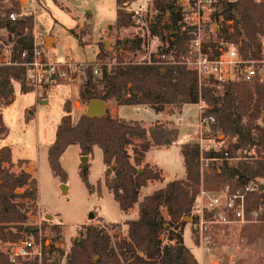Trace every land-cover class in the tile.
Returning a JSON list of instances; mask_svg holds the SVG:
<instances>
[{
	"label": "trees",
	"instance_id": "16d2710c",
	"mask_svg": "<svg viewBox=\"0 0 264 264\" xmlns=\"http://www.w3.org/2000/svg\"><path fill=\"white\" fill-rule=\"evenodd\" d=\"M134 0H117L116 24L129 28L135 24L133 13L126 4ZM12 7L4 16H0V27H6L10 40L14 41L12 64L0 63V140L9 135L5 124L2 106L13 100V81H22V90L26 86L24 75L33 50L32 16L16 21L8 19L10 11H18L20 0H11ZM224 21L216 31L217 37L241 46L247 56H259L261 38L264 37V0H221ZM159 14L169 15L170 24L157 16L149 22L152 35L160 40H169V49L184 52L189 36L178 32V22L182 18L181 0H154ZM171 34L167 36L166 28ZM72 33H75L71 29ZM76 35V34H75ZM121 48L130 52L141 49L142 39L137 35L119 41ZM27 57L22 58V52ZM122 52V51H120ZM99 55L105 56L100 52ZM94 64L87 72L80 92L83 103L92 99L114 100L118 105H145L161 112L166 105L197 104L204 101L209 106L205 115H213L215 122L212 131L217 136L223 134L228 146L219 151H208L206 157H222L229 151L234 157L238 148L254 150L251 158L238 160L224 159L219 166L209 162L203 173L200 170V150L196 144L184 143L181 152L184 157L186 177L169 181L164 187L147 194L139 200L140 190L149 181L163 179L160 169H154L146 163V153L153 146H169L176 141L179 129L167 128L159 122L146 128L141 121H126L107 113L101 117L80 115L73 121L70 99L64 103V114L56 129L55 140L48 149V161L52 172L62 182L68 180V173L61 164V157L69 146L77 144L80 154L93 156L96 146L102 149L103 162L114 171V177L107 180L114 198L124 212L139 204L137 219L127 221L129 241L120 243L117 250L112 246L111 235L97 226L90 225L86 236L76 241L68 258L70 264H201L190 247L184 241L185 217L192 214L201 188L216 191L226 185L230 191L243 188L252 180L264 179V83H230L219 89L214 81L199 83L195 71L184 65L161 66L155 63L117 61L115 64H101V74L94 73ZM2 103H4L2 105ZM150 129H153L150 131ZM134 139L140 141L133 147V155L128 146ZM235 139V141H234ZM12 147L5 144L0 149V239L14 240L20 231L26 229L27 211L25 203H17L16 197L37 199V179L24 172L16 174L4 163H13ZM248 156V155H247ZM133 158V161H132ZM22 162L19 159L18 164ZM81 176L90 189L88 167L81 165ZM29 182L22 193H16L19 187ZM264 203V188L255 189L248 195V204L257 208ZM166 207L169 218L163 213ZM197 219V217H195ZM16 228L15 231L13 229ZM38 229V227H28ZM162 235L168 242L163 243ZM242 236L253 243L264 238V222L245 225ZM98 259H95V257ZM0 264H11L8 256L0 251Z\"/></svg>",
	"mask_w": 264,
	"mask_h": 264
},
{
	"label": "rangeland",
	"instance_id": "374dc122",
	"mask_svg": "<svg viewBox=\"0 0 264 264\" xmlns=\"http://www.w3.org/2000/svg\"><path fill=\"white\" fill-rule=\"evenodd\" d=\"M25 2L26 0H20V7L16 12L32 9L29 7L30 4ZM138 5H143L147 9L143 17L134 13ZM11 7V0H0V16H4ZM126 8L133 13L135 22L129 28L116 24L117 0H38L37 13L32 17L36 16L34 19L45 31L46 38L56 37V43L52 41L48 48H45L47 59L66 64L76 63L86 68L94 63L101 66L104 62L112 65L117 61H140L144 50L137 52L123 50L119 41L132 39L138 35L144 45L141 28L150 31L149 20L157 18L158 15L164 23L170 24V13L156 12L154 0H134L128 2ZM222 23L219 17L213 19L210 24L213 38L217 36L216 27ZM71 29L75 33H72ZM165 33L167 36L171 34L170 26L166 28ZM148 43L154 47L153 58L157 52L169 48L168 38L162 41L152 36ZM100 52L105 53V56L99 55ZM84 78V74L80 76L74 73L71 79L45 78L42 82H35L30 80L28 75H24L26 86L31 90L23 91L22 81L14 80L13 100L2 106L5 124L10 130L5 141L12 147L13 159L16 160L11 166L6 162L4 165L20 176L27 172L31 174V178L37 179V199L16 197L14 200L19 204L25 203L27 211L25 225L42 230L47 245L45 264H70L68 258L75 242L86 236V229L90 225L109 233L112 246L119 250L120 243L124 240L129 241L127 221L137 219L139 216L138 202L126 212L120 209L113 191L107 185V180L114 177V171L103 162L100 147H95L93 156L89 155L86 165L92 186L90 189L82 180V155L77 144L69 146L61 157V164L68 173L66 182L55 176L50 167L48 149L55 140L56 129L64 114L65 101L67 99L71 101L74 122L86 111L87 104L83 103L80 96ZM200 102L185 104L182 107L166 105L161 111L164 116L145 105L119 107L118 117L123 120L145 121L150 127L159 122L167 128L179 129V135L172 145L153 147L150 152L149 158L163 170L155 164L150 166L162 170L164 175L163 179L149 181L142 187L139 200L147 191L145 187L156 188L160 181H170L184 175L185 162L181 146L184 143L195 144L197 141ZM114 103L117 104L116 101ZM111 105L107 106L110 113ZM137 107H141L139 112ZM111 114L117 116L115 111ZM162 117H165V120H157ZM184 135H188V138L186 139ZM218 138L222 145L228 146L229 141L223 134L218 135ZM139 143L138 139H134L128 146L131 155L133 147ZM3 145L5 142L0 140V149ZM19 159H22L20 164ZM215 163L220 166L222 161ZM145 164L146 158L140 167ZM185 177L186 173L182 179ZM258 182L264 184V179L259 178ZM62 184L67 185L66 191ZM28 186L29 182L17 190L22 193ZM200 207V203L194 206L192 212L194 219L190 216L184 218L187 222L184 226V241L201 264H264V238L253 243L243 238L242 229L248 224L234 227L216 225L209 233H201L197 228L198 218L195 219ZM162 210L169 218L166 207ZM91 213H94L93 218H90ZM15 230L16 228L13 229ZM161 237L163 243L168 242L167 235ZM5 241L0 239V249L5 246Z\"/></svg>",
	"mask_w": 264,
	"mask_h": 264
},
{
	"label": "built area",
	"instance_id": "2783aa9c",
	"mask_svg": "<svg viewBox=\"0 0 264 264\" xmlns=\"http://www.w3.org/2000/svg\"><path fill=\"white\" fill-rule=\"evenodd\" d=\"M221 0H181L182 18L178 22V32L187 34L189 43L184 52H178L175 48L157 52L153 58V46L148 41L151 37L159 39L157 35H152L141 28L144 45L140 63H155L161 66L184 65L187 69L196 72L199 83L214 81L219 89L230 83H264V37L261 38V51L259 56H253L251 52L246 56L239 44L226 41L223 38L212 37L210 24L213 19L219 17L224 21ZM23 3V2H22ZM25 4L32 7L28 11H10L8 19L16 21L20 18L33 16L37 13L38 0H26ZM147 11L143 5H138L134 13L143 17ZM156 12H158L155 9ZM36 18L33 17V19ZM155 18V17H154ZM151 18L149 22L153 21ZM32 27L33 50L29 61L23 62L27 67L26 75L30 80L42 82L43 79L57 80L62 78L71 79L74 75L84 74L87 67L73 63H63L62 61H50L45 55L46 33L38 26L34 19ZM149 26V23H148ZM150 29V28H149ZM218 30V27H216ZM14 41L10 40L6 27H0V63L12 64ZM28 52H22V58L27 57ZM94 73L101 74L100 66L94 65ZM202 102V101H201ZM200 102L201 114L197 124L198 132L196 145L200 150V170L211 161H222L226 159L238 160L241 158H251L255 154L254 150L238 148L234 157L229 151L224 152L222 157H206L208 151H219L224 147L218 136L212 131V124L215 122L213 115H205L208 105ZM141 107H137L139 112ZM227 147V146H226ZM248 155V156H247ZM258 180H252L243 188L230 191L226 185L217 191L201 188L196 203H200V211L197 215L198 229L201 233H209L213 226H243L245 224L264 222V203H260L257 208L248 204V195L260 187ZM5 253L11 264H45L47 255V245L42 236V230L36 229L34 233H28L25 229L20 231L14 240L5 241V246L0 249Z\"/></svg>",
	"mask_w": 264,
	"mask_h": 264
},
{
	"label": "water",
	"instance_id": "95a60500",
	"mask_svg": "<svg viewBox=\"0 0 264 264\" xmlns=\"http://www.w3.org/2000/svg\"><path fill=\"white\" fill-rule=\"evenodd\" d=\"M53 41V38H46V42H45V48H48V44L50 42ZM107 113V107H106V100L104 99H92L89 101V103L87 104V108L85 111V114L87 116H97V117H101L103 115H105ZM153 129H150V131H152ZM89 160V156L87 155H82L81 157V162L83 166H86ZM62 187L64 188V191L67 190V185L66 184H62ZM260 188H264V184H260ZM16 193H19V190H16ZM94 217V213H91L90 218ZM28 233H34L36 231V229H31V228H26L25 229Z\"/></svg>",
	"mask_w": 264,
	"mask_h": 264
},
{
	"label": "crops",
	"instance_id": "0c3cea01",
	"mask_svg": "<svg viewBox=\"0 0 264 264\" xmlns=\"http://www.w3.org/2000/svg\"><path fill=\"white\" fill-rule=\"evenodd\" d=\"M51 38H53V43L55 44V43H56V37L52 36ZM109 103H110V105L112 104V105H111V113L115 111V112H117V116H118V109H119V107H120L121 105H117L116 103H114V100H109V101H106V107H107V106H110V105H108ZM160 113H162V115L164 116V113H163V112H160ZM3 118H4V115H3ZM157 120H165V117L159 118V119H157ZM157 120H156V121H157ZM4 122H5V120H4ZM141 123H142V125H143L144 127H146V128H149V127H150V124L147 123V122H145V121H141ZM184 137L187 139V138H188V135H184ZM5 140H6V139H4L3 141H4L5 144H6V141H5ZM153 147L155 148V147H157V146H153ZM153 147H152V148L146 153V163H149V164H155V165L158 166V164L152 162L153 160H151V159L149 158V154H150V152L154 149ZM12 158H13V156H12ZM26 160H28V159H26ZM14 161H16V160L13 159V162H14ZM30 162H31V161H30ZM158 167H159L160 169L163 170L162 167H160V166H158ZM185 173H186V168H185ZM185 173H184V175H185ZM163 175H164V174H163ZM184 175L181 176V177H179L178 179H182V177H184ZM164 177H165V176H164ZM175 177H177V175H175ZM175 179H176V178H175ZM175 179H173V180H175ZM170 181H172V180H170ZM168 182H169L168 180H164V182H161V181H160V185H159L158 187H156V188H153V187L147 188V187H145L147 191L144 193V196L147 195V194H151V193H153L155 190H157V189H159V188L164 187ZM144 196H143V197H144ZM143 197L140 198V201L143 199ZM138 214H139V204H138Z\"/></svg>",
	"mask_w": 264,
	"mask_h": 264
}]
</instances>
